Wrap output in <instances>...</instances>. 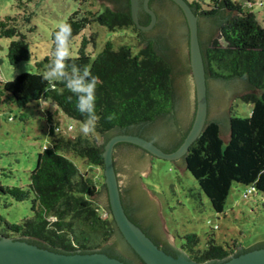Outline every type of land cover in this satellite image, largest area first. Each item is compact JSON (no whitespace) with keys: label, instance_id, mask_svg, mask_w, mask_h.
Masks as SVG:
<instances>
[{"label":"trees","instance_id":"16d2710c","mask_svg":"<svg viewBox=\"0 0 264 264\" xmlns=\"http://www.w3.org/2000/svg\"><path fill=\"white\" fill-rule=\"evenodd\" d=\"M209 1L205 9L198 3L191 4L200 16L226 15L217 36L222 39L224 47L210 44L201 50L206 79H244L249 92L240 99L252 106L248 117L230 113L227 141L220 137L218 123L208 122L183 159L186 170L210 201L212 210L221 214L234 183L264 195V28L249 7L252 0L244 8L231 0ZM15 21L11 17L0 20V38L12 40L7 50L11 65L26 62L31 56L26 35L18 30ZM26 21L29 22V18ZM93 23L111 32L130 28L139 32L132 22L130 8L77 11L64 23L71 26L68 43ZM58 30L59 27L51 34L50 55L36 62V73H23L12 81L0 83V104L6 97L12 98L19 109H25L31 103L48 101L54 105L52 109L56 115L61 113L82 123L86 114L78 110L75 94L60 80L43 79L44 70L53 59L54 37ZM92 40L94 36L83 37L78 56L68 57L66 63L69 72L73 66L81 71L88 68L97 77L95 133L69 138L53 124L51 116L45 118L49 125L46 132L49 145L38 153L35 167L29 172L28 184L10 187L0 183V196L17 202L31 199L32 216L11 224L0 215L2 237L23 240L61 254L102 253L116 229L112 216L107 210L103 212L95 201L99 181L89 172H81L68 156L103 170V145L99 146L92 139L93 135H106L114 130L152 123L174 109L175 68L157 54L152 45L133 54L129 46L115 50L108 42L92 60L86 53L87 44ZM189 72V59H183L178 73L185 75ZM21 118L25 120L26 116ZM193 118L176 142L174 151L187 136ZM199 246L200 239L196 235L183 237V250L194 262L220 260L228 254L214 240H209L203 248Z\"/></svg>","mask_w":264,"mask_h":264},{"label":"rangeland","instance_id":"374dc122","mask_svg":"<svg viewBox=\"0 0 264 264\" xmlns=\"http://www.w3.org/2000/svg\"><path fill=\"white\" fill-rule=\"evenodd\" d=\"M187 1L189 4L198 3L202 9L210 3L209 0ZM231 1L244 8L249 0ZM250 2L249 7L252 8V13L264 28V0ZM103 8L106 7L97 0H32L31 2L0 0V20L6 17L16 20L15 26L26 35L31 52L28 61L11 65L7 59V50L12 40L0 38V83L12 81L23 73H36V62L50 55L52 31L60 24H64L73 13L100 12ZM27 18L29 22L26 21ZM218 29L219 27L216 36L209 40L204 50L210 44L213 47H224L222 39H217ZM91 36H94V40L87 44L86 53L92 60L108 42L115 50L121 46H129L133 54L152 45L151 41L144 40L141 34L132 28L111 32L106 27L93 23L68 43L69 57H77L82 38L89 39ZM236 79L244 82L249 88L244 79ZM248 92L235 96L230 101L227 110L228 125L230 113L240 117L250 115L251 104L240 99ZM52 108H55L52 103L41 101L31 103L25 109H19L12 98L2 99L0 104V183L3 186L24 187L28 184L29 172L35 167L38 153L44 146L49 145L46 135L49 125L45 122L46 117L51 116L53 124L59 126L62 134L69 138L89 135L81 132L82 123L71 120L61 113L56 115ZM23 115L26 116L25 120L21 118ZM68 126L72 129H67ZM220 137L227 141L221 131ZM92 139L98 144L102 141V135H93ZM68 159L81 172H89L96 177L100 183V193L104 184L103 170L92 168L72 155H69ZM149 165L151 169L140 180L141 189L157 202L163 231L173 238V245L175 241V246L180 247L183 244V237L188 234H194L200 239V248H203L209 240H214L216 244L223 247L228 246L231 250L240 247L247 250L264 243L263 194L258 191L248 193L247 187L234 183L223 213L217 214L212 210L210 201L200 190L196 180L186 170V166L179 172L173 162L153 157L149 158ZM136 175L138 176L139 173ZM97 204L104 212L102 205ZM0 215L11 224L20 223L32 216L31 199L17 202L9 197L0 196Z\"/></svg>","mask_w":264,"mask_h":264},{"label":"water","instance_id":"95a60500","mask_svg":"<svg viewBox=\"0 0 264 264\" xmlns=\"http://www.w3.org/2000/svg\"><path fill=\"white\" fill-rule=\"evenodd\" d=\"M97 1L106 8L115 11L127 9L124 0ZM171 1L182 11L187 27L179 11L168 4L166 10L158 9L161 21H164L163 24L155 31L141 34V36L144 40L151 41L157 53L175 68L173 83L175 94L174 113L155 121L151 126L144 129V134L155 137L159 145L171 146L177 142L182 132L188 129L194 116L191 128L182 144L172 152H165L152 142L139 136L121 134L107 140L106 135H102V141L98 145H103L104 184L95 200L110 212L115 228L144 264H264V243L245 250L248 252L240 256L216 263L194 262L184 251L178 248H175L179 253L178 256H170L159 249L143 230L130 221L125 212L121 193L127 206L134 204L133 217L153 235L160 236L173 245V238L167 236L163 231L162 222L158 216L157 202L141 189L140 180L136 175V173L146 175L149 171L150 157L134 149L125 150V157H122L121 149L118 148L115 154L114 149L120 143L136 146L153 158L173 162L178 171L181 172L185 168L183 161L185 155L203 132L208 122L218 123L222 135L228 139L227 110L230 101L233 97L241 96L249 91L244 82L236 78L221 81L207 80L205 76L201 50H204L209 40L216 36L217 28L226 20V15L209 18L200 17L199 41L198 17L193 12L191 5L186 0ZM148 2L149 0L143 1V9L151 16V21L149 25L142 26L138 20L139 0H129L132 22L140 31H148L156 23V16L149 9ZM183 59H189L191 74L190 72L185 75L178 73ZM122 152L124 153V151ZM114 240L115 238L112 237L105 248L113 247ZM115 245L117 246V244ZM120 247L119 245L118 249ZM239 249L243 250L241 247ZM0 264L124 263L99 252L92 254H61L39 248L23 240L0 236Z\"/></svg>","mask_w":264,"mask_h":264},{"label":"flooded vegetation","instance_id":"af4514ba","mask_svg":"<svg viewBox=\"0 0 264 264\" xmlns=\"http://www.w3.org/2000/svg\"><path fill=\"white\" fill-rule=\"evenodd\" d=\"M143 1L144 0H139L138 20H139L140 25L147 26V25H149V23L151 21V16L143 9ZM124 2H126V5H127L126 8H129V0H124ZM168 4L174 6L179 11V13L182 15V17L184 19V22H185V25H186L185 17L183 15L182 11L179 9V7L173 1H171V0H149L148 7L155 14L156 23H155V25L153 26L152 29H150L148 31H140L139 30L138 33H140L142 35L147 34V33H151L153 31H155L160 25H162L164 21L163 20L161 21L160 15L158 13V9H165L166 10V7H167L166 5H168ZM192 10H193V8H192ZM193 12L198 17L199 41H200L199 19H200V17H205V16H200L194 10H193ZM207 18H209V17H207ZM186 27H187V25H186ZM146 40H148V39H146ZM190 74H191V72H190ZM173 113H174V109L172 110L171 113H169V114H167L165 116L159 117L155 121H157L160 118L171 116ZM154 122L148 123V124H145V125H141V126H137V127H133V128L127 129V130H114V131H111L108 134H106V137L109 140L111 137H113L115 135H121V134L139 136V137H142V138L152 142L153 144H155L157 147H159L163 151H166V152L174 151L176 143L171 145V146H162V145H159L157 143L155 137H150V136H147V135L144 134V129H146L148 126H151ZM118 148L121 149V155H123L122 157H125V150H127V149H132V150L134 149L136 151H140L141 153H143L144 155H147L148 157H151L144 150H142V149H140V148H138L136 146L127 144V143L117 144L115 149H114V154H115V152H116V150ZM122 151H124V153ZM149 169H151V166H149ZM116 173H117V171H116ZM137 177H138L139 180L143 179V175L142 174H139ZM121 198H122V203H123V206H124V208H125V210L127 212L128 217L131 219V221L135 225H137L141 230H143L146 233V235L158 246L159 249L163 250L166 254H168L170 256H173V257H177L178 254H179L178 251L175 248H178V249H181L182 251H184L182 245L180 247H176L175 246V241H174V245H171L166 239L164 240L160 236H157L155 234L153 235L147 228L143 227V225H141V223L138 220H136L133 217V215H132L133 209H135L134 208V204H130V206H127L126 203L123 201L122 193H121ZM112 237L115 238L114 246L113 247H109V248H103L101 250V252L103 254H105V255H107L109 257L118 259L120 261H123V263H127V264H134V263L135 264H143L142 261L139 259V257L134 253V251L126 244V242L124 241V239L121 236V234L117 231V229H115V232H114ZM115 244H117V246ZM119 245L121 247L118 249ZM224 248L228 251V254H227L226 257H224L223 259H220V260H211V261H207V262L216 263L218 261L229 259L231 257H237V256H240L243 253L248 252V251H245V250H241L239 248H235L234 250H231L228 246H224Z\"/></svg>","mask_w":264,"mask_h":264},{"label":"clouds","instance_id":"9594fccd","mask_svg":"<svg viewBox=\"0 0 264 264\" xmlns=\"http://www.w3.org/2000/svg\"><path fill=\"white\" fill-rule=\"evenodd\" d=\"M71 35V26L60 24L55 33V49L53 59L44 70L43 79L49 81H62L67 89L75 94L77 108L86 119L82 122L81 132L85 135L94 134L97 126V115L95 110L97 77L92 75L88 68L83 71L73 66L68 71L66 63L69 57L68 41Z\"/></svg>","mask_w":264,"mask_h":264},{"label":"built area","instance_id":"2783aa9c","mask_svg":"<svg viewBox=\"0 0 264 264\" xmlns=\"http://www.w3.org/2000/svg\"><path fill=\"white\" fill-rule=\"evenodd\" d=\"M68 129H72V127H68ZM252 192V189L248 190V193H251Z\"/></svg>","mask_w":264,"mask_h":264}]
</instances>
